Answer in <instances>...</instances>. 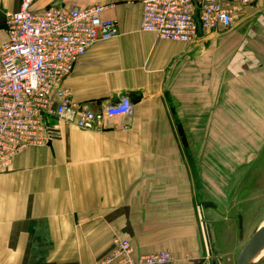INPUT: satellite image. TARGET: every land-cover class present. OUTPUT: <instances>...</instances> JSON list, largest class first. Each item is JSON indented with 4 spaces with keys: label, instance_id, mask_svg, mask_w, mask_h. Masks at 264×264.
<instances>
[{
    "label": "crops",
    "instance_id": "0c3cea01",
    "mask_svg": "<svg viewBox=\"0 0 264 264\" xmlns=\"http://www.w3.org/2000/svg\"><path fill=\"white\" fill-rule=\"evenodd\" d=\"M22 1L0 0V44ZM32 1L104 5L120 33L89 47L64 86L96 112L132 92L136 101L95 128L54 119L50 143L0 171V264H101L116 238L135 254L169 250L166 264H211L207 216L264 143V128L244 126L264 121V0H233L232 25L193 44L141 31L143 0Z\"/></svg>",
    "mask_w": 264,
    "mask_h": 264
},
{
    "label": "built area",
    "instance_id": "2783aa9c",
    "mask_svg": "<svg viewBox=\"0 0 264 264\" xmlns=\"http://www.w3.org/2000/svg\"><path fill=\"white\" fill-rule=\"evenodd\" d=\"M248 4L249 0H241ZM105 6L67 4L33 8L23 0L7 15V41L0 44V171L23 149L50 142L51 121L58 118L82 129L95 128L102 116L130 114L128 97L101 112L78 106L65 79L89 47L120 33L115 20H104ZM233 0H143L140 30L193 44L198 20L203 33L229 28L236 13ZM114 251L101 264H166L169 250L135 254L129 240L115 239Z\"/></svg>",
    "mask_w": 264,
    "mask_h": 264
},
{
    "label": "rangeland",
    "instance_id": "374dc122",
    "mask_svg": "<svg viewBox=\"0 0 264 264\" xmlns=\"http://www.w3.org/2000/svg\"><path fill=\"white\" fill-rule=\"evenodd\" d=\"M248 125V126H247ZM262 132L264 121H249L244 122V126L251 131L256 128ZM243 129L240 123L234 122L232 130L236 135ZM245 129V128H244ZM261 130V131H260ZM234 135L237 144H240L239 139ZM237 154V152L235 151ZM256 156L246 170L241 171L242 178L237 180L236 187L232 194L231 200L218 201L220 209L218 213L212 216H207L211 220L210 233L211 241L209 240V250L212 256V242L215 244L219 259L222 264H235L238 255L240 254L245 243L251 237L253 232L264 224V143L257 146ZM199 166V164H198ZM238 210L243 214V241L239 243V225L237 213ZM264 259V251L261 252L259 258Z\"/></svg>",
    "mask_w": 264,
    "mask_h": 264
},
{
    "label": "water",
    "instance_id": "95a60500",
    "mask_svg": "<svg viewBox=\"0 0 264 264\" xmlns=\"http://www.w3.org/2000/svg\"><path fill=\"white\" fill-rule=\"evenodd\" d=\"M202 35H203V30L201 27V23L198 20V36H202ZM129 99L131 100L132 103L136 101L135 94L133 92L129 95ZM53 125H55V120L51 121L50 126ZM202 206L203 207L214 206V204L212 202L203 201ZM237 218L239 225V243H241L243 241V214L241 210L238 211ZM210 241H211V237H210ZM215 247H216L215 244L212 242L213 258L211 259V264H221L217 256V250ZM263 248H264V224L258 227L253 232V234L248 239V241L245 243L244 247L242 248L240 254L237 257L235 264H264L263 258H261L257 262H253L255 256Z\"/></svg>",
    "mask_w": 264,
    "mask_h": 264
},
{
    "label": "bare ground",
    "instance_id": "6f19581e",
    "mask_svg": "<svg viewBox=\"0 0 264 264\" xmlns=\"http://www.w3.org/2000/svg\"><path fill=\"white\" fill-rule=\"evenodd\" d=\"M262 251H264V248L261 249L260 252L255 256L253 262H257V261H259L262 258V257L259 258V256H260V254H261Z\"/></svg>",
    "mask_w": 264,
    "mask_h": 264
}]
</instances>
